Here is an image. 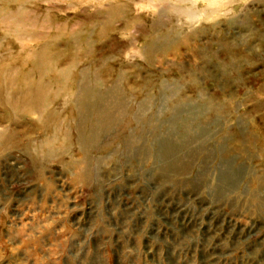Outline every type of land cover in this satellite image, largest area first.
<instances>
[{"label": "rangeland", "instance_id": "1", "mask_svg": "<svg viewBox=\"0 0 264 264\" xmlns=\"http://www.w3.org/2000/svg\"><path fill=\"white\" fill-rule=\"evenodd\" d=\"M108 13L110 32L73 52L78 23ZM0 16L1 52L25 67L53 42L68 80L96 70L107 86L120 72L132 111L149 99L124 129L132 144L84 181L77 154H25L45 119L0 109V264H264V0H0ZM184 127L187 167L162 171L159 141L179 145ZM223 161L233 181L220 190Z\"/></svg>", "mask_w": 264, "mask_h": 264}, {"label": "bare ground", "instance_id": "2", "mask_svg": "<svg viewBox=\"0 0 264 264\" xmlns=\"http://www.w3.org/2000/svg\"><path fill=\"white\" fill-rule=\"evenodd\" d=\"M20 14L21 12L18 13ZM3 17L0 16V23L5 22ZM113 17L112 13H108L103 21L98 23L94 19L88 20V23L79 22L80 29L71 33L76 41L68 43V46L73 48V52L81 48L85 51L90 50L93 38H99L103 31L110 32ZM21 32L25 33V29ZM27 36H30L28 32L22 35L24 39ZM52 46L53 42L43 45L38 51L30 52L25 67L24 58L15 54L12 57L4 55L0 45V109L10 117L24 119L28 114H37L38 120L45 119L44 123L41 120L29 125L30 130L42 129L43 126L46 135L36 141L29 139V143L22 146L33 163L42 164L50 160L56 161L57 158L69 154H77L78 159L71 160L69 164H73L74 167L79 165L76 168L78 179L90 180L104 155L109 152L119 154L122 152L120 147L122 144H132L135 134H127L124 129L130 120H138L141 117L149 99L146 95L137 109L132 111L127 91H121L120 72L119 75L115 74V80L107 86L101 83L96 70L83 69L79 72V77L72 81L68 80L67 75L70 71L58 70L56 65L60 64V58L50 54ZM65 63L68 66L76 64L74 60ZM70 84H73V88L71 92H66ZM56 100H62L64 105L69 103V107L63 109L65 107L63 105L59 110L51 107ZM62 113L64 118L61 117ZM59 114L58 119L51 120ZM182 132L184 138L179 145L170 138L167 140L161 138L159 141L160 155L163 158L162 171L170 170L173 173L187 167L184 160H188L193 153L182 154L180 151L181 148L188 147L191 138L189 130L185 127L182 128ZM6 135L11 139L16 137L13 131ZM2 138L3 135L0 134V139ZM201 147H204L203 144L198 143L196 149ZM96 150L101 153L94 158L93 153ZM230 171H234L233 165L223 161L224 186L220 190H225L231 180L233 181V173L230 174Z\"/></svg>", "mask_w": 264, "mask_h": 264}]
</instances>
